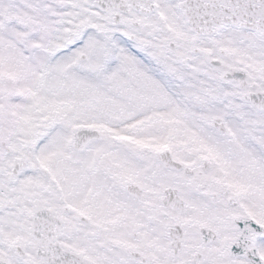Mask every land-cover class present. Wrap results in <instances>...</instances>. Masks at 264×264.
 <instances>
[{"label": "snow or ice", "instance_id": "snow-or-ice-1", "mask_svg": "<svg viewBox=\"0 0 264 264\" xmlns=\"http://www.w3.org/2000/svg\"><path fill=\"white\" fill-rule=\"evenodd\" d=\"M0 264H264V0H0Z\"/></svg>", "mask_w": 264, "mask_h": 264}]
</instances>
